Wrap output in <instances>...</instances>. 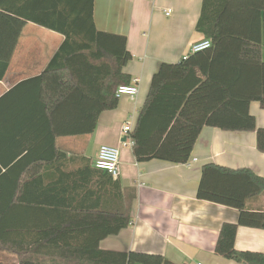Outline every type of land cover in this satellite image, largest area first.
<instances>
[{
	"label": "trees",
	"instance_id": "obj_1",
	"mask_svg": "<svg viewBox=\"0 0 264 264\" xmlns=\"http://www.w3.org/2000/svg\"><path fill=\"white\" fill-rule=\"evenodd\" d=\"M94 3L95 0H0V81L5 79L29 23L64 37L39 76L18 84L0 98L1 108L19 89L33 90L28 99L40 109L38 120L46 127V150L57 160L67 156L57 148V140L93 134L100 115L118 108L119 87L132 83L131 75L125 72L132 60L128 39L97 29ZM196 30L204 40L211 41V48L179 63H162L153 75L146 103L130 134L139 163L159 160L187 164L204 127L255 132L257 149L264 153V128L258 127L250 111L252 102L264 109V0H204ZM1 135L2 125L0 138ZM34 150L27 145H0V156L8 160L0 157L4 167V172L0 167V176L6 179V186L14 185V193L11 189V194L4 195L0 247L16 254L19 264H174L159 254L100 248L102 239L118 235L129 226L131 218L127 213L117 215V225L109 227L96 241L76 240L78 233H90V226L81 231L73 228L78 226H53L34 232L28 226L17 225L13 221L17 209L28 208L29 202L26 194L15 193L24 179L12 176L16 168L24 165V155ZM76 159L69 160L87 165L70 173V204L80 197L74 186L81 184L83 198L79 203L91 208L93 204L88 203L95 194L90 188L94 177H101L99 190L105 192L111 185L117 189L116 196L121 197L118 179L91 167L85 157ZM263 196L264 178L252 169H232L215 163L203 166L197 198L240 213L237 224L222 227L215 249L217 256L240 264H264V252L240 251L235 245L239 227L264 229V209L249 208L252 200Z\"/></svg>",
	"mask_w": 264,
	"mask_h": 264
},
{
	"label": "crops",
	"instance_id": "obj_2",
	"mask_svg": "<svg viewBox=\"0 0 264 264\" xmlns=\"http://www.w3.org/2000/svg\"><path fill=\"white\" fill-rule=\"evenodd\" d=\"M203 1L95 0L97 29L128 39L132 60L125 72L131 75L132 83L137 80L138 94L133 99L120 96L118 108L100 115L93 134L58 139L57 148L67 154L66 158L57 160L46 150L48 144L43 140L46 127L38 120L40 109L28 99L33 90L21 88L16 97L4 102L5 106L0 108L3 133L0 145L35 148L32 154L20 159L24 165L16 168L12 176L24 179L15 193L26 194L29 202L28 208L17 209L18 214L13 218L17 225L28 226L34 232L47 231L53 226H78L73 228L81 231L90 226L93 230L78 233L76 240L96 241L109 227L117 225V215L127 213L131 218L129 226L118 235L102 239V250L159 254L174 264H240L215 253L222 227L227 223L237 224L239 211L199 200L197 191L202 168L209 163L232 169L250 168L264 178V153L257 149L256 133L204 127L190 161L180 165L159 160L139 163L133 146L125 144L137 125L153 75L160 65L179 63L194 44L204 40L196 30ZM63 42L62 35L29 23L21 34L6 77L0 81V98L18 84L39 76ZM250 111L258 127L264 128V109L260 104L252 102ZM126 124L132 126L129 134L123 131ZM103 145L120 151V174L113 179L119 180L121 197L116 196L117 189L109 184L107 191L99 190L101 177H94L90 188L95 194L88 203L93 204L91 208L80 204L81 184L74 186L80 197L70 204L73 193L70 173L87 164H74L69 159L77 157L78 161L85 157L96 168L95 160ZM0 167L4 172L1 164ZM5 180L0 176L1 221L4 195L14 190V185L6 186ZM249 208L264 209V196L252 200ZM235 245L240 251L264 252V229L239 227ZM0 264H19V260L16 254L0 247Z\"/></svg>",
	"mask_w": 264,
	"mask_h": 264
},
{
	"label": "built area",
	"instance_id": "obj_3",
	"mask_svg": "<svg viewBox=\"0 0 264 264\" xmlns=\"http://www.w3.org/2000/svg\"><path fill=\"white\" fill-rule=\"evenodd\" d=\"M210 40H202L196 44H194L190 50V53L184 56L183 60H187L189 55L195 54L204 50L211 48ZM137 81V80H135ZM135 81L131 83L129 86H120L118 89V96H128L130 98L136 97L138 94V87L135 84ZM125 134H129L132 132V126L130 124H126L123 128ZM125 144L134 145V140L130 138L129 142H125ZM120 151L118 148L113 146L103 145L100 147L99 152L97 154V158L95 160V167L99 170H103L108 172L113 178H118L120 174ZM197 264H203L201 262Z\"/></svg>",
	"mask_w": 264,
	"mask_h": 264
}]
</instances>
